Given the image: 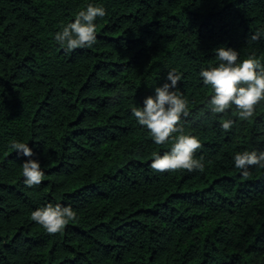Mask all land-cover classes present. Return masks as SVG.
I'll use <instances>...</instances> for the list:
<instances>
[{
    "label": "trees",
    "instance_id": "obj_1",
    "mask_svg": "<svg viewBox=\"0 0 264 264\" xmlns=\"http://www.w3.org/2000/svg\"><path fill=\"white\" fill-rule=\"evenodd\" d=\"M90 2L0 0V264H264V168L233 161L264 150V102L224 130L199 76L222 45L264 63V0H96V44L66 51L54 35ZM173 68L203 170L152 169L172 142L131 114ZM12 140L34 146L39 185ZM49 202L77 212L61 232L31 219Z\"/></svg>",
    "mask_w": 264,
    "mask_h": 264
},
{
    "label": "clouds",
    "instance_id": "obj_2",
    "mask_svg": "<svg viewBox=\"0 0 264 264\" xmlns=\"http://www.w3.org/2000/svg\"><path fill=\"white\" fill-rule=\"evenodd\" d=\"M106 15V8L93 0L86 8L75 14V19L64 24L54 35L57 43L66 51L91 48L97 42V18ZM257 30L252 40L260 38ZM218 63L201 67L199 76L202 84L211 86L213 95L207 100L205 107L210 114H224L220 127L229 130L236 123L231 117L234 110L241 120L251 118L259 104L264 102V63L254 55L240 59L239 50L226 45L212 50ZM183 73L173 68L162 84L153 86V94L143 98L142 103L134 104L131 114L139 125L144 126L156 144L171 141L168 151L153 152L150 167L159 172L166 170L195 169L203 170L202 159L197 158V149L201 148L198 135L185 132L182 117L188 113L189 100L180 90L179 83ZM17 155L27 157L22 164L23 183L28 186L39 185L45 172L35 155L34 146L21 140L10 142ZM234 167L241 175L250 174V166L264 168V150L245 148L233 156ZM31 219L42 226L48 233H58L70 220L77 216L70 204H53L51 202L31 211Z\"/></svg>",
    "mask_w": 264,
    "mask_h": 264
}]
</instances>
